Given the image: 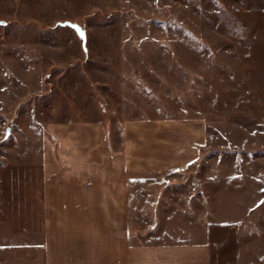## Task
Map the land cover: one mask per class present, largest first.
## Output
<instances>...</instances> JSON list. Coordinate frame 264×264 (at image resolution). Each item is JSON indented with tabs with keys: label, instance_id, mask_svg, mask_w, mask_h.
<instances>
[{
	"label": "rangeland",
	"instance_id": "rangeland-1",
	"mask_svg": "<svg viewBox=\"0 0 264 264\" xmlns=\"http://www.w3.org/2000/svg\"><path fill=\"white\" fill-rule=\"evenodd\" d=\"M0 21V177L58 121L199 123L185 170L233 263L264 264V0H0Z\"/></svg>",
	"mask_w": 264,
	"mask_h": 264
},
{
	"label": "crops",
	"instance_id": "crops-1",
	"mask_svg": "<svg viewBox=\"0 0 264 264\" xmlns=\"http://www.w3.org/2000/svg\"><path fill=\"white\" fill-rule=\"evenodd\" d=\"M113 123L47 125L36 168L1 175L0 264L237 263L235 225L209 218L185 170L199 123Z\"/></svg>",
	"mask_w": 264,
	"mask_h": 264
},
{
	"label": "water",
	"instance_id": "water-1",
	"mask_svg": "<svg viewBox=\"0 0 264 264\" xmlns=\"http://www.w3.org/2000/svg\"><path fill=\"white\" fill-rule=\"evenodd\" d=\"M1 25L6 24L5 21H0ZM57 27H70L73 30H75V32L77 33V35L82 39V46L83 49L86 51L87 47V31L86 29H84L81 24L79 23L78 20H74V21H70V20H64V21H58L53 25V28H57ZM81 32L83 33V36L81 35ZM9 132V131H8Z\"/></svg>",
	"mask_w": 264,
	"mask_h": 264
},
{
	"label": "snow or ice",
	"instance_id": "snow-or-ice-1",
	"mask_svg": "<svg viewBox=\"0 0 264 264\" xmlns=\"http://www.w3.org/2000/svg\"><path fill=\"white\" fill-rule=\"evenodd\" d=\"M81 35L83 36V33L81 32Z\"/></svg>",
	"mask_w": 264,
	"mask_h": 264
}]
</instances>
